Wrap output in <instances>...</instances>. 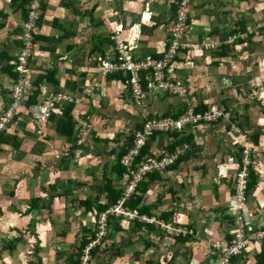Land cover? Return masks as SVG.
<instances>
[{"label":"crops","instance_id":"obj_1","mask_svg":"<svg viewBox=\"0 0 264 264\" xmlns=\"http://www.w3.org/2000/svg\"><path fill=\"white\" fill-rule=\"evenodd\" d=\"M23 1L0 0V117L10 105L15 82L16 73L9 68L21 48ZM177 2L44 0L30 72L22 74L29 89L42 78L37 104L51 91L78 94L94 77L101 87L77 103L57 105L41 135L24 112L8 128V138L0 144V264H63L82 230L95 222L94 215L79 207V199L99 197V204H107L108 193L102 189L108 180L122 189L123 180L113 174L114 151H121L130 130L149 117L178 116L185 104L208 108L223 102L242 117L250 133L259 135L254 144L258 184L248 197L247 222L254 225L264 214V96L257 92L264 86V30L258 29L264 25V0H192L189 37L208 42L228 36L229 43L204 56L191 48L180 52L169 72L183 85V95L166 93L147 80L149 95L139 108L131 102L128 77L97 74L98 63L113 56L112 35L117 33L134 57L160 56L168 45ZM239 21L243 29L237 28ZM50 73L54 80L45 77ZM65 112L75 124L71 137L55 129ZM221 123L186 127L167 139L159 136L147 148L151 155L168 157L182 138L183 145H191L177 168L164 173L162 182L143 196L142 206L157 218L169 214L172 225H194L200 239L175 248L174 240L156 231L137 233V225L126 219L124 231L109 230L90 264H217V254L202 237L228 242L224 229L233 227L238 169L236 141L227 123ZM174 135L181 139L175 141ZM149 239L156 247H146ZM263 251V242L251 243L231 264H262Z\"/></svg>","mask_w":264,"mask_h":264},{"label":"built area","instance_id":"obj_2","mask_svg":"<svg viewBox=\"0 0 264 264\" xmlns=\"http://www.w3.org/2000/svg\"><path fill=\"white\" fill-rule=\"evenodd\" d=\"M192 0H179L176 9V19L174 20V26L170 31L168 45L166 49L163 51L164 55L161 59H156L151 55H147L143 59H139L134 57L133 53L127 48V44L125 41L120 38L119 35L114 37V53L113 56L107 62L100 63L97 65V74L99 77H106L113 73H121L125 75H130V87H131V99H133L135 104H142L143 100L146 97L145 89L142 83V72H146L147 70H153V76L151 81L160 89L166 91L178 92L180 95L184 93V87L176 84L172 85L168 80H166V68L170 64V62L175 58L177 54H180L182 50L185 48H191L190 45L185 41L186 38L190 35V15L188 13V7L191 4ZM44 0H30L28 8V18L25 22L24 28V39L26 41L25 47L21 49V52L18 56V71L22 74L29 73L28 69V59L32 52V42L34 38V32H37V24L39 19L43 15L42 4ZM208 43V42H207ZM207 43H202V48H207ZM224 44H228L229 42L225 39ZM216 46V45H215ZM214 46V47H215ZM150 78V77H148ZM91 80H94V83L97 84L98 88L101 86V81L99 78L94 77ZM93 83L90 82L88 86L92 87ZM95 88V86H93ZM91 88L92 92L88 94L85 93L87 97H90L93 92L96 90ZM97 88V89H98ZM25 93L26 87L23 84H19L12 95V102L10 108L4 112V114L0 117V132L7 130V128L11 125L14 120V117L17 113H19L20 109H23V112H27L32 115V120L34 126L39 128L42 124H44L51 115L52 109L56 106L57 101H61L56 97L58 94L56 92H50L45 96L43 103H40L38 106L25 107ZM182 93V94H181ZM41 101V102H42ZM64 102V101H61ZM27 110V111H25ZM195 115L198 113L194 109ZM201 113V112H200ZM194 114H187L186 118H191L195 116ZM212 116L211 119H208L206 115L200 116L201 119L205 118L206 120H215L216 122L222 118L223 114H215L210 113ZM168 118L172 120H176L174 117L164 118L161 122L154 121L145 125V128L142 132L136 134L134 148L130 151L128 156H126L122 162L123 166L129 169L131 172L130 177L132 178L131 184L125 189V193L123 197L118 201V204L114 207L106 210L105 212L99 215V233L97 234V239L93 241L87 248L84 249V253L86 256L82 258V263L87 264L89 260L88 254L93 247H96L101 244V241L107 234L106 226L107 221L110 216L115 217H124L129 220H138L139 222L146 223H158L161 228L166 231L169 236H175L176 232L179 234H186L187 231H182L175 225L170 223L164 224L157 217H150L145 214H140L138 211H133L127 209L125 203H127L130 198L136 193L137 184L144 178V176L154 170L161 171L167 166L175 165L178 160L185 155V153L189 150L188 147H184L183 149L175 152L170 155L168 158L161 163H158L153 159H145L147 162L142 164L141 169L138 171H131L135 158L139 154H141L147 145V141L154 136L156 133L165 132H176L181 131L185 127L190 126L194 127L198 124L199 120L194 119L189 123L184 121L183 125L181 122L176 123L174 121H167ZM205 124V123H204ZM174 130V131H171ZM235 133L241 135L240 139H244L243 145H245V150L243 152L244 156V167L240 169L238 175L235 178V191L233 195V206H234V214H233V223L236 231V242L231 246H221L220 244L215 245L216 249H220L221 258L219 263L217 264H228L229 259L232 256L238 257L243 253L245 249L248 248L252 241L261 242L264 239V218L259 219L256 223V227H259V231L252 234L247 239L244 237V229L249 227L252 229V225H250L247 221L250 218V209L247 208L248 204L246 203V190H247V166L251 162V151L252 147L248 139L244 133L240 131L239 128L233 127ZM164 133V132H163ZM192 232V231H191Z\"/></svg>","mask_w":264,"mask_h":264},{"label":"trees","instance_id":"obj_3","mask_svg":"<svg viewBox=\"0 0 264 264\" xmlns=\"http://www.w3.org/2000/svg\"><path fill=\"white\" fill-rule=\"evenodd\" d=\"M29 2H30V0H25V1L22 2V7H23L22 11H23L25 17H24V23L22 24V27H21V48H20V52H21V49H23L25 47V43H26V41L24 39V28H23V26H24V24H25V22L27 21V18H28V13H29L28 5H29ZM177 4H178V2H177ZM42 7H43V5H42ZM175 19H176V10H175ZM239 24H240V26L237 27V28L238 29H243V27H244L243 24L244 23L242 21H239ZM234 33L235 32H233V33H231L229 35H232ZM247 34H251V33L247 32ZM115 36L116 35H112L113 42H114V37ZM38 37L39 36L37 35V32H34V40L32 42V50L35 47L34 46L35 39H38ZM42 37L44 39H46V37H44V36H42ZM227 37H226V39H227ZM199 43H207V42H199ZM227 45L228 44H224V43H221V41H218L216 46L213 47V48H210V50L216 51L217 49L222 48V47L227 46ZM185 49H187V48H185ZM31 54L29 56V61H28L29 65H30ZM147 55H150V54L143 55L142 57H139V59H143ZM163 55H164V52H162V54L160 56H152V55L151 56L156 58V59H161L163 57ZM178 55L179 54H177L175 56V58L170 62V64L168 65V67L165 70L166 71V80H168L172 85H176V84L179 83L177 79H174L173 77L170 76V72H169L170 69H171V66L173 65V63L177 59ZM18 56H19V54H18ZM18 56H17L16 60L12 62V64H11L12 66H10V68H9V70L14 71V73H16V75H13L14 78H15L14 79L15 82H14V85L12 86V88L10 90L11 91V93H10L11 97H12L14 91H15V88L23 80L26 79V76L22 75L21 72L16 70V62H18ZM110 59H112V58H110ZM98 64H100V63H98ZM116 74H117V77H119V78L128 77L129 88L131 90V87H130V75H128V74L125 75L124 73L123 74H121V73H113V74H110V75H114L115 76ZM110 75H108V76H110ZM141 75H142V83H143V87L145 89V92H148V90L146 89V84L148 82L147 80H151L152 79L153 70L150 69V70H147L146 72H142ZM53 76H54V74L50 73L48 76L46 75L45 77L47 79L54 80ZM108 76H106V77H108ZM110 77H113V76H110ZM148 77H150V78H148ZM21 79H22V81H21ZM42 83H43L42 82V78H39L37 80V82H34L32 87L29 89V88H27V86H29V84L25 81V83L23 84L26 87L25 107L38 106L40 104V103L37 104L38 103L37 98L39 97V95L41 93V84ZM179 85L183 86L182 84H179ZM260 89L264 90V86H261ZM163 91H165L166 93H170V94H179L178 92H173V91H166V90H163ZM185 92H186V90H185ZM130 94H131V92H130ZM44 98H45V96H43V99ZM146 98L147 97H145V99L143 100L142 104H140V105L135 104V103H133V104L136 107L140 108V107H142L144 105V103L146 101ZM11 102H12V100L10 101V104H11ZM71 102L72 101L66 100L62 104H65V103L68 104V103H71ZM9 106H8V109L10 108ZM210 107H212V106H210ZM210 107H208V108H210ZM54 108L52 109L51 115H50V117L48 118V120L46 122H48L52 118V113H53ZM206 109L207 108L205 106H200L199 108L196 109V111L197 112H203L202 110H206ZM25 111H27V110H25ZM24 113L27 116L31 117V120H32V115H30L27 112H24ZM17 114L15 115L14 119L17 118ZM69 115L70 114L68 112H65L64 115L59 120L56 121V128H55L56 129V133L59 134L60 136L71 137L73 135V132H74V129H75V124L71 120V117ZM164 118H167V117H163V119H157V118H154V117L146 118L145 120H143V123L141 125H138L137 127L132 128L133 130H130L131 132L127 135V139L128 140H127L126 144L123 146V148H121V151H119V152L114 151V155H116L115 156L116 157V162H115V165L113 167V174L116 175L115 176L116 179H119L120 181L123 180V184H121L122 189H118L112 184V181H110V180L106 181V184L104 185L102 190H104V193H108V200L109 201H108L107 204H104V205L99 204V197H96L93 201L91 200V198L89 199L88 197H86L85 199H79V207L80 208L83 207L85 213H91L92 215H94L95 222L93 224V228H88V229H83L82 230L80 238L78 240V244L73 247L72 251L70 252V254L68 256V258L64 260L63 264H84V263H82V258L86 256V253H84V249L87 248L91 243H93V241H95L97 239V234L99 233V229H98L99 228V223H98L99 215L101 213L105 212L106 210L114 207L113 205L116 204L118 202V200H120L123 197V194L125 193V189L132 182V180H131L132 178L129 175V174H131V172H129L128 168L123 166L122 162H123L124 158L126 156H128L130 151L134 148V142H135L136 134L139 133V132H142L143 129L145 128L146 124H148L150 122H154V121L161 122L162 120H164ZM174 118L176 120L178 119L177 117H174ZM231 120H233V121H231V123L228 124V130L230 132L229 135L233 136L235 141H238L241 138V135H239L237 133L232 134V132L234 131L233 130V126H237L240 129V131L245 134L246 139H248V141L250 143V146L252 147L251 156H250L251 157L250 158L251 162L247 166V174H248L247 178H246V181H247V190H246V198L247 199H246V203H247L249 195L256 189L257 184H258V176L255 174V171H254V165L256 164V160H255L256 159V156H255V150L256 149H255L254 144L258 143L260 137H259L258 134L250 133V131L245 128V125L243 124L242 121H237L235 119H231ZM219 121H221V119L218 120L217 122H219ZM46 122L44 124H42L39 128L35 127V132L37 134L41 135L43 133V129H44V126H45ZM13 123H14V120H13ZM11 125H12V123H11ZM198 125H201V124H198ZM187 127H190V126H187ZM8 128H7V130H8ZM7 130H4V131L0 132V144H1L2 141L5 140L6 137L8 138V135H6ZM177 132L178 131H176V133ZM158 135L159 136H163L164 133H162V134L158 133ZM157 137L158 136L152 137V138H150L147 141V145L145 146L143 152L141 154H139L137 156V158H135V161L133 163L131 171H138L139 169H141L142 164H145L147 162V160H145V159H153V160H156L158 163H161V162H163L165 160V158L169 157V156L168 157H157V156H155L153 154L151 155L149 153V151L147 150V148L151 147L150 142L154 141ZM172 137L175 139V141H177L178 138L181 139L180 135L179 136L178 135L177 136L174 135ZM182 143H183V138L180 140V143H176L175 142V146L170 149V154H174L178 148L182 147L183 146ZM237 148H238V150H237L236 164L238 166V169H237V173L235 174V176L238 175L240 169H242L244 167L243 152H244L246 147L242 143H239L237 145L236 149ZM183 158L184 157H181L175 165L167 166L164 169H161V171L152 170V171L148 172L144 176V178L137 184L136 193H134L133 196L130 198L131 200L128 201L127 203H125L126 208L130 209V210H138V212L140 214H145V215H148L150 217H155V216H153V214L149 215V214L144 213V211H146V208L142 206L143 196L145 194H147L148 192H150L151 190H153L154 185L162 182L164 173L173 172L175 170V168H177L176 165ZM234 191H235V186H234ZM233 195H234V193H233ZM70 205H72V203H70ZM73 205H74V203H73ZM248 206H249V202H248ZM92 207H96L97 211L92 213L91 212ZM168 216H169V214L165 215L164 218L163 217H159L158 219L161 220L164 224H166V223L170 222L168 220L169 218H167ZM125 220H126V218H124V217H117L116 218L115 216H110L108 218L107 226H106L107 236L104 237V239L101 241L100 245H98L96 247H93L90 250V253L88 254L89 260L87 261V264H90V261H91L92 257L97 255V251H99V248L103 247L104 242H106V239L108 238V236H110L108 234L109 230H114L116 232L124 231L122 225H123ZM126 221L134 222L137 225L136 226L137 233L139 231H144L146 229L149 232H155L156 231V233L157 232L160 233L161 236H163V237H164V235L167 236V237L169 236L168 234H165L166 231L164 232V230L161 228V226L158 223H146V222H139L138 220H129V219L126 220ZM173 225H175L177 228L180 227L179 229L182 230V231H184L185 230L184 228H186V231H187L186 234L181 233L175 239H173L174 240L173 247L179 248V246H181L182 244H185L187 242H193L195 239L199 238L198 237L199 236L198 235V231L195 230L194 225H191V224H188V225L173 224ZM255 225L256 224L252 225V227H253L252 229H250L249 227H247V229H244V232H245L244 233V237L246 239L248 237H250L252 234H254L257 231H259L258 229H260V228L256 227ZM232 226L233 227H232L231 230L225 226L224 230L228 234L227 235L228 242L227 243H218L221 246H231L232 244H234L236 242V231H235L234 223L232 224ZM162 231L164 233H162ZM168 238H170V237H168ZM202 238L204 239V241H206L207 246L212 251H214L215 254H217V257H218V262L217 263H219L220 258H221V253H220V249H216L214 247L216 242H212L211 241L212 237L209 234L208 235H204ZM170 239H172V238H170ZM261 242H264V239L261 240ZM251 243H256V242L252 241ZM146 247L147 248L156 247V245L153 243L152 240L149 239L147 241V243H146ZM115 249H117V245L113 244L111 251L114 252ZM177 252H179V250ZM173 253H174V251H173ZM261 255L264 256V251H263V253ZM261 255H259V256H261ZM234 258H237V257L236 256H232L229 259V263L228 264H231V262H232V260ZM262 261H264V260H262ZM145 264H153V262L152 261H148ZM188 264H191V260L188 262ZM262 264H264V262H262Z\"/></svg>","mask_w":264,"mask_h":264},{"label":"rangeland","instance_id":"obj_4","mask_svg":"<svg viewBox=\"0 0 264 264\" xmlns=\"http://www.w3.org/2000/svg\"><path fill=\"white\" fill-rule=\"evenodd\" d=\"M178 3H179V1H178ZM177 9V8H176ZM190 12V5H189V7H188V13ZM174 23L175 22H173L172 23V25H171V27H170V31H171V29L173 28V26H174ZM190 25H191V28H190V35H191V31H192V24H191V21H190ZM258 29L260 30V31H262V30H264V25H261V26H259L258 27ZM169 31V32H170ZM116 35H119L120 36V34H116ZM189 35V36H190ZM187 37L186 38V42L190 45V47H191V49H193V50H195V52H196V54L197 55H200V56H204V55H207V54H210L209 53V51H211L210 50V48H213L216 44H217V42L218 41H214V40H209V42L207 43V48H202V43H199L196 39H193V38H190V37ZM225 41V39H223V40H221V43L222 42H224ZM91 82L93 83V85H92V87L93 86H95V88L94 89H97L98 88V86H97V84L96 83H94V80H91ZM25 83V80H23L22 82H21V84H24ZM65 85H67L66 83H65ZM92 87H90V86H88V85H86L83 89H81V92L79 91L78 92V94H73V93H71V92H67V91H63V90H61V91H57L56 92V94H58V96L56 97L57 99H59V100H61V101H66V100H69V101H72L73 103H77L80 99H79V97L81 96L82 98H87V96L85 95V93L86 94H88L89 92H92V90H91V88ZM27 88H28V86H27ZM52 92V91H51ZM54 92V91H53ZM257 92H258V94L261 96V95H263L264 96V90H262V89H258L257 90ZM182 94V93H181ZM148 95H149V93L147 92L146 93V97H148ZM25 99H26V97H25ZM79 99V100H78ZM11 100H12V97H11ZM76 100V102H74ZM45 100H43L42 102H40V103H43ZM61 101H57L55 104L56 105H58V106H60L63 102H61ZM131 102L132 103H134V101H133V99H131ZM11 105V104H10ZM10 107V106H9ZM183 108H186L185 109V111L183 112V113H180L178 116H171V117H177L178 119L177 120H172L171 118H168L167 119V121H174V122H176V123H179V122H181L183 125H185L184 124V121L186 122V123H189L190 121H192V120H194V119H197V120H199V122L198 123H205V124H214L213 123V121H215V120H206L205 118H202L201 119V117L202 116H204V115H206V117L208 118V119H211L212 118V116L210 115V113H215V114H223L222 115V118H219V119H221V121H219V122H222L220 125H223V124H226L227 123V125L229 124V123H231V121H233V120H231V119H235V120H237V121H242L243 122V119H242V117L240 116V115H237V113L236 112H234V111H230V110H228L227 109V107H226V105L223 103V102H217L216 104H214V105H212V107H210V108H207L206 110H202L203 112H198L196 115H195V112L193 111V110H189V109H194L195 111H196V109L197 108H199L198 106H188L187 104H185V107L183 106ZM19 112H23V109H20L19 110ZM197 112V111H196ZM187 114H194L195 116H193V117H191V118H186V115ZM201 116V117H200ZM257 117H259L260 118V114H258V115H256ZM238 118H239V120H238ZM261 119H264V116L261 118ZM245 120V119H244ZM217 122V121H216ZM224 122V123H223ZM191 123V122H190ZM233 127H235V128H238L237 126H233ZM248 129V128H247ZM249 130V129H248ZM166 130H164V131H162V133L164 132V136L163 137H165L166 139L168 138V136H169V134H172V133H176V132H172V133H169V132H165ZM171 131H174V130H171ZM182 131V130H181ZM181 131H178V132H181ZM159 133V132H158ZM158 133H156V134H154V136L153 137H156V136H158L159 137V135H158ZM161 133V134H162ZM232 134H235V132L233 131L232 132ZM244 139H239L238 141H236V144L238 145L239 143H244ZM100 142H97L96 141V145L98 146V144H99ZM184 147H188V151L185 153V155L183 156V157H185V156H187L190 152H191V145L190 144H188V145H183L182 147H180V148H178L177 150H176V152L177 151H179V150H181V149H183ZM236 150H238V148L236 149ZM247 204H248V202H247ZM247 208L248 209H250V207L249 206H247ZM262 218H264V214H262L260 217H259V219H262ZM258 219V220H259ZM178 228H180V227H178ZM177 228V229H178ZM185 230H184V232L186 231V228H184ZM178 235H180L178 232H176V234H175V236H168V237H170V238H172V240L173 239H175ZM167 237V238H168ZM200 239V238H199ZM218 243H216L215 245H217ZM263 244H264V242H263ZM214 245V246H215ZM240 256V255H239ZM238 256V257H239Z\"/></svg>","mask_w":264,"mask_h":264},{"label":"clouds","instance_id":"obj_5","mask_svg":"<svg viewBox=\"0 0 264 264\" xmlns=\"http://www.w3.org/2000/svg\"><path fill=\"white\" fill-rule=\"evenodd\" d=\"M43 5V4H42ZM107 235V234H106Z\"/></svg>","mask_w":264,"mask_h":264}]
</instances>
